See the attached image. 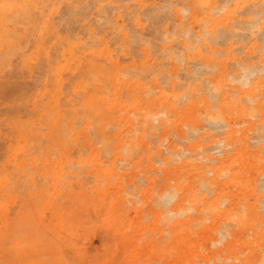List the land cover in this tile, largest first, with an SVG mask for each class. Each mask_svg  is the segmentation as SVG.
Wrapping results in <instances>:
<instances>
[{"label":"bare ground","instance_id":"6f19581e","mask_svg":"<svg viewBox=\"0 0 264 264\" xmlns=\"http://www.w3.org/2000/svg\"><path fill=\"white\" fill-rule=\"evenodd\" d=\"M31 1H33V0H0V36L2 34L4 36V34L11 31L9 29V26H10L9 22H7L8 15L14 10L20 11V7L22 5L26 6V4H24V3H29ZM116 1H118V0H116ZM178 1L179 0H171L172 3L173 2L177 3ZM185 1L186 2L180 1L182 3V5L178 2V4L181 5V6L179 5L181 7V10H180V8L178 9L175 6L171 7V11L175 15V25H176L175 28L173 27L174 29H172V31H170V28H171V25L173 26V24L170 25L169 24L170 22L168 20L171 19L169 16L173 15V14H170L167 18L168 19L167 21L169 23L166 22V20H163L165 17L163 15L164 17L162 19L163 20L162 31L165 35L164 36L165 40L160 39L159 41H161V42L162 41L166 42L167 40L173 41L176 36L177 37L181 36V37H184L183 42H181V45H182V47H186L187 45H189V41L187 39L188 38L189 39L195 38L196 40L198 39L200 41V44H202V45H200V44L199 45L203 46L204 50L206 52H210L213 55V53L215 51H219V49L212 47L211 46L212 44L221 46V45L228 43V46L226 47V49L228 50L234 42H238V43L241 42V43H243L242 45H244V42H247L245 40H250L251 45L253 47L255 46V47L261 48L260 54L258 56V62L255 64L254 63L253 64L252 63L244 64L242 59L232 57V59L234 60L233 65H237L239 68L237 67L235 72L234 71H228L224 66L220 65L221 62H219V61L215 62L209 56H207L208 54L204 55V56L201 55L202 52L200 53V51L198 50L196 52L197 56L199 57L198 61L194 62L193 64L195 67L199 66L200 68H195V69H193V71L191 70V72H188V74H187L188 80L185 83L180 82V79H179V73L180 72L177 73V68L175 66H173V69L171 70L172 79L170 80L169 88L165 90L160 85H157L155 83V79H156L155 78V79H153L151 86H153L154 89L158 88L160 93H159V95H157L156 97H154L152 99H145L146 95L150 94V91L147 89L148 87L144 88V87H142L140 82H137L135 80H129L128 78H126L127 75L126 76L124 75L125 78L121 76L122 78H124L122 82L118 81L120 78V75L118 72L120 69V65L118 62L119 59L117 57L118 54H117L116 50L119 51V53L123 57V59L124 58L128 59L130 56V54H129L130 53L129 51L131 49L130 47H131L132 43L134 42V39H132V37H130L131 35L129 36L127 34L128 31L126 30L127 32H125L124 31L125 28L123 29V26L119 25L117 22H115V24H112L110 22H108V23L103 22V23H106V25H107V26L105 25V27L110 28V33H113L118 37V41L115 42V40H116L115 39L113 43L111 41H110L111 43L108 42L106 40L105 35H100V33L103 31V29L105 27L103 29L100 28L102 26V24L100 23L101 26L97 25L96 21H98V19L97 20L95 19L96 25L100 26L99 29L97 27V30L95 29L96 27L91 22L90 23L84 22L82 25L85 27L84 29L86 30V35L88 37V41L85 44L87 46L89 45V47H90L89 50H83V51L81 50L85 44L83 45L79 41L80 38L78 37L79 39L78 38L74 39L75 42L65 41L64 45L60 47L59 56L56 57V59L53 58V60H52V58L49 59V57H45L44 63H45V66L50 70L49 77H50L52 82L50 83L51 89L48 90L46 88L48 81H47V79H45V81H44L45 89H44L43 93H40V95H39L41 99L45 100V101H43L44 103H43L42 107L38 108V107H36L37 105L36 106L33 105L32 108L29 109L30 113L36 114L37 119H35V120H37V123L35 120L22 121L19 118L11 120L12 117L11 118L9 117L11 120L9 128L16 133L15 134V141L16 142L19 141V139L26 138V136L28 134H31V132L33 130H39L40 128L45 126L47 129L46 135L50 136V138H53V137L57 138L61 143L62 151H61L60 157L58 158L56 164L59 165L60 163H63V162L69 163V164L76 163L79 165L80 171L83 170V166L89 168L88 171L86 172V174L91 175L93 177V185L95 186V189H96L97 198L99 199V202L102 204L104 209H106L105 206H106V204H108L107 209H106L107 218H108L107 223L110 224V228L114 230L115 235H118V230L115 229V227L117 225H120V224L123 225L125 223V217L120 218L119 213L122 211V208L125 207V205H126V200L123 196L124 188L121 184V181L119 179V175L117 173V171L119 170L118 168H120L118 166V164H120V162H122V161L129 162V164H130V162L132 161L131 158L135 154L142 151L144 148H146L148 146V143H146L144 141L145 140L144 134H142L136 138H133L128 134L129 132H131V129H129L130 119L125 117V114L127 113L128 109L135 110L140 105V103L142 105H144L142 107V109H144V113L141 115V118L143 119L142 121H144V123L147 124L145 129L147 128L148 129L147 132H149L153 137L157 136L156 131L159 129L161 131V134L159 135L161 138L160 139L161 143H163V141L165 142L166 139L168 138V136L170 134V132H168V131H172V134L174 135L173 136L171 134L172 135V137H170L171 139L173 137H176V138H179L181 140V142H185L186 145H185V147H183L184 148V150L182 149L183 151L177 150L176 146L174 145L173 142H170L169 144L167 143V146L165 145L166 148H164L163 152H162V153L167 154V156H164L165 158H162L160 153H159V156L157 157L158 159L154 158L155 161H153L154 159L153 160H147L148 162L145 165V168L151 172V177L149 179L150 189L153 188V183H156V182L158 183V181L155 179V176L152 173V171H155L158 169H155L154 164H152L150 161L156 162V159H157L158 163L160 162L164 165V167L160 168L163 175L160 177L161 182H160V185L158 186L157 198H155V207L157 206V209L153 208V213L155 214L154 215V222H159V224L162 223L163 227L166 228L168 226V229L167 230H164V229L158 230L159 238L163 239L164 241L161 243V245L158 248H155L156 253L158 250H159L158 252L162 253V252H167L169 249H171L172 248L171 244L174 241L175 235L178 232H181V228H183L184 225L186 226V229L183 228L185 231H187V229H189V230H192L193 233H196V231L194 230L195 229V225H194L195 223H197L196 225H199L200 227H204L207 229L208 228L213 229L214 232L215 231L216 232L221 231L222 240L224 237H226L228 235H232L231 231L225 230V227H227V228L228 227H235L234 228L235 230L237 229L238 231L245 232L246 230L250 229L251 227L254 228L253 223L256 222L257 217H258L257 210L260 208H263V206H264V202H262V201H264V198L259 199V198L255 197L256 190L261 191L260 187L264 188V180H262L261 183L258 182V185H260L259 189L258 188L255 189L254 186L250 187V185L247 183L245 176H244L245 175V173H244L245 169L243 167L236 169L234 167H231V165H230L232 163L231 157L236 155L239 151H240L239 152L240 155H243L244 153L242 154V149L247 150L249 147V142H252L254 140V138L252 139V136L249 135V132L252 131V133L255 132L257 134L258 131L264 130V87H263L264 83L262 82L261 79L253 80L251 82V85L247 89H243L244 87H246L250 84V78L252 76L259 75L260 73L264 74V0H233L230 9L227 10V12L225 14H223L221 18H223V19L231 18L233 14H236V12H239L242 9L245 11V13L244 12H241V13H244L246 17L245 18H233V20L230 21V23H229L230 26H227L226 22L225 23L220 22L219 18L216 17V15L219 14L221 11H224V9L226 7L225 5L221 4L223 2V0L220 1L221 3L218 2L221 5L217 4L218 0H185ZM92 2H94V1H92ZM125 2L126 1H124V3ZM167 2H168V0H167ZM224 2H225L224 4L227 5V3H226L227 1L224 0ZM124 3H122V5ZM161 3H162V0H161ZM119 5H121V4H119ZM136 5L139 8V10H142L143 7H145V6L147 7V5L142 0H138ZM104 6L106 8L100 6V8L102 9L101 12L103 11L104 13H106V11L108 10L107 7L113 6L111 0H108L107 4ZM131 6H134V5H131ZM146 7H145V9H146ZM156 7H157V5H156ZM104 8H105V10H104ZM163 8H166V9H163ZM117 9L118 8H116V10ZM161 9H163V10H161ZM146 10L149 11L151 9H146ZM154 10H156V9L154 8L153 11H151V12H154ZM159 10H161V11L165 10L166 11V10H169V8H167L166 6H160L159 8L157 7L156 11L159 12ZM122 11H124V10H122ZM43 12H45V11H43ZM79 12H80V10H79ZM79 12L78 11L76 12V10H75L76 14ZM58 13H59V11H58ZM85 13H86V15L88 14L87 12H85ZM107 13L112 14L111 11H110V13H109V11H107ZM126 13L128 14V12H126ZM181 13L184 14L183 15L184 17H185V15H188V19L190 20V22L198 23V25L200 27L199 28L200 31L194 32L193 35H190V31L189 32L183 31V29L179 25V23L182 19ZM95 14L98 15L97 13H95ZM100 14H102V13H100ZM114 14H116V13H114ZM157 14L159 15V13H157ZM166 14H168V13H166ZM68 15H69V13H68ZM80 15L82 16V14H80ZM148 15L147 16L145 15V16L149 17L147 19H150V16H148ZM36 16H38V15H36ZM42 16H44V15H42ZM70 16H72V15L70 14ZM102 16H104V15H102ZM122 16L124 17V15H122ZM140 16L145 17L143 14L141 15V13H140L139 19L142 18ZM62 17L60 18V15H59L60 19L57 16H55L53 18L54 19L57 18V19L61 20ZM128 17H129V15H128ZM155 17L152 16V18H155ZM184 17H183V19L185 20ZM84 18L86 19L88 17L85 16ZM105 18L106 17H104V19ZM159 18H158L159 21L158 20L157 21L160 23V21L162 22V20ZM68 19H70V18L68 17ZM90 19H92V18H90ZM104 19H102V21ZM124 19H126V16L124 17ZM78 20H79V18H78ZM134 20H135V22L138 23V17H135ZM73 21L75 22L76 20H73ZM128 21L132 22L131 20H129V18H128ZM141 21H142V19H141ZM74 22H73V24H74ZM98 22H100V20ZM154 23H155V21H154ZM57 24L59 26L58 22H57ZM147 24H149V23L147 22ZM131 25L132 24L130 23V26ZM169 25H170V27H169ZM146 26L149 27L148 25H146ZM146 26H145V28H147ZM20 27L23 28L22 26H20ZM75 27L74 26L69 27L70 29L67 27L68 28L67 30H70V32L68 31L70 33V35H72L71 33L74 30V29L71 30V28H75ZM79 27H81V26L79 25ZM79 27L77 26V28H79ZM15 28L17 29V27H15ZM77 28H75V30H77ZM81 28H80V30H82ZM145 28H144V30H145ZM57 29H59V28L57 27ZM84 29L82 31H85ZM100 29H102V30L100 31ZM134 29H136V28H134ZM61 30L62 29L60 28V31ZM148 30H150V28H148ZM57 31H59V30H57ZM62 32H63V30H62ZM77 32H80V31L77 30ZM137 32H139V31H137ZM153 32H151V33H153ZM54 34H56V33H54ZM9 35H10V33H9ZM70 35H68V37ZM76 35L78 36V34H76ZM81 35H84V34H81ZM136 35H135V37H136ZM10 36H12V35H10ZM26 36H27V34H26ZM65 36H67V35H65ZM30 37H32V36H30ZM39 38H42L41 35H39ZM47 38H48V36H47ZM69 39H70V37H69ZM195 39L192 40L193 43H195ZM108 40H110V39H108ZM141 40H142V37H141ZM144 40L142 43H144ZM259 40H260L261 44L258 46L257 42ZM167 42H169V41H167ZM41 44H42V42H41ZM144 44H146V43H144ZM156 44H158V43H156ZM112 45L116 46V48L114 47L116 50L112 49L113 48ZM143 45H142V47H143ZM175 45H176V43H175ZM29 47H30V45H29ZM136 47H134V48H136ZM146 47H148V46H146ZM177 47H178V45H177ZM151 48H153V50H154V47H151ZM158 48L160 49V47H158ZM52 49H54V48L52 47ZM79 49L81 50V53L83 54L82 56L80 54H75V51H79ZM84 49H86V47H84ZM182 49L184 50V48H182ZM155 50L152 53H154ZM191 50H192V48H191ZM231 50H233V49H231ZM188 51H190V49ZM238 51H239V49H238ZM175 52H177V51H175ZM134 53H132V54H134ZM138 53L139 52H137V54ZM171 53H172V49H171ZM234 53H235V49H234ZM137 54L135 56H137ZM173 54L174 53H172V56L175 58V63H176L177 59ZM216 54L218 56L217 52H216ZM220 54L222 55L223 53H220ZM236 54H238V53H236ZM85 55H89L90 58L89 59H83V58H85ZM148 55H150V53ZM154 55H156V53ZM160 55H161V53H160ZM19 56H20V54H19ZM17 57H18V55H17ZM163 57L168 58V56H163ZM226 57H229V56L227 55ZM140 58H142V57H140ZM38 59H39V57H38ZM101 59H103L105 61V64H109L110 69L106 68L105 65L98 62V60H101ZM178 59L180 61L179 57H178ZM39 60H42V59H39ZM138 61H139V59H138ZM224 61H225V59H224ZM120 64L124 65L125 63H120ZM178 64H179V62H178ZM193 64H192V67H193ZM225 64L227 65L228 63H225ZM229 64H232V63H229ZM229 64H228V66H231ZM181 67H183V66H181ZM35 68H37V67H35ZM44 68H43V70H44ZM127 68H124V69L128 70ZM233 68H235V67H232V69ZM33 69L31 71H33ZM181 71H182L181 72L182 74H180V76L183 75V72L185 70L181 69ZM145 72H147V71H145ZM16 73H17V71H16ZM127 73H129V72H127ZM138 73L140 74V71ZM15 74H13V75L15 76ZM66 74L71 75V76L77 75L78 81L76 82V85H75V88L73 91L74 95L84 99L85 102L81 106H84V108H87L88 112L93 114L95 117L99 118V120L101 122H109V121L113 120V118H114L113 112L123 111V113H124V116L117 118V122H118V124L123 125L125 127V129L121 130L119 132V134H117L115 136V142L111 148L109 147L110 146L109 144L107 145L106 139L103 137V135L101 133L100 126L98 127V130L96 132L94 131L95 133H97L98 136L99 135L101 136V141H99L98 144H100V146L105 147V153L109 156V157L107 156L108 158L105 160H101L100 150L94 146V143L92 142L93 140L91 141L89 139V137L87 136V134H85L84 141L80 144L78 143V137L81 133L76 132L74 130V126H75V124H77L76 122L78 119V116H77L78 109H77V107L74 106V104L70 103L71 102L70 99L66 100L67 103H69V109L68 110L70 111L68 118H66V116L64 115L67 110H61L60 109V99L62 98L61 90H62V86L65 83L63 77ZM150 74H151V72H150ZM153 74H154V72H153ZM157 74H158V72H157ZM32 76L33 75H31V77ZM47 76H48V74H47ZM16 77H17V74H16ZM187 78H185L184 80H186ZM8 82H9V85H11L10 80H8ZM25 82L23 80V83H25ZM17 83H18V81H17ZM17 83L13 82L11 86H17L19 84V83L18 84ZM233 83H238V84H240V86L232 85ZM2 84L5 85V88L9 86L5 83H2ZM29 84L30 83H27L28 87H29ZM144 84H145V82H144ZM39 85H41V84H39ZM11 86H9V88H11ZM31 86H32V84H30V87ZM110 86H112L114 89V91H113L114 99L111 102V104H109V106L107 108V114L102 115L99 108L93 107V104L94 103H104L106 101L107 96L105 93ZM147 86H149V85H147ZM151 86H149V87H151ZM165 86H166V84H165ZM119 89H124L126 94L128 95V97L125 101H121L120 95H122V94H120ZM5 90L3 89L1 92L3 93V91H5ZM25 90H26V88H25ZM27 90H29V89L27 88ZM108 90L110 92V89H108ZM12 91H15V89H12ZM12 91H8V92L10 93ZM22 91H24V90H22ZM166 92L168 93V95ZM199 92L202 93L200 98H199L200 102H198L195 99V95ZM23 94H26V93H23ZM7 97H9V95H7ZM31 97H32V95H31ZM24 99H26V98H24ZM127 102H130L131 105L127 106ZM177 102H182V104H183V107H181V108H183L182 109L183 110L182 115H181L183 117H181L182 119L180 118V120L175 119L173 122H171L169 125H167V123L169 122V113L173 112V113H175V115L177 114L176 113L177 110H175V107L177 106ZM63 103H64V101H63ZM179 104H181V103H179ZM78 105H80V104H78ZM151 105H158L160 107H163V110L161 112L163 114L165 113V117H162L161 115L160 116L154 115L152 110L149 109ZM194 106H196L197 109H196L194 115L192 117H189V113H190L189 109H191ZM5 112H7V111L5 110ZM5 115H7V114L5 113ZM9 115H7V116H9ZM16 115H18V114H16ZM133 116H135V115L133 114ZM177 116H178V114H177ZM6 118H8V117H6ZM24 119L25 118H23V120ZM131 119H133V118H131ZM78 122H79V120H78ZM91 122H89V123H91ZM155 122H157V124H155ZM201 122L203 123V126H202ZM95 123H97V122H95ZM134 123H135V121H134ZM244 123H247V125L243 126ZM83 124H84V126H83L82 131L84 132L88 129L89 124L87 121H83ZM204 126L205 127L207 126V128L209 127L212 131L214 129H217L216 132H218L219 129L223 130L222 131L223 136L220 137L217 141L214 140V137L217 135H215L214 137L213 136L209 137V139H208L210 141L209 144H214L213 146H211V145L206 146V145H204L205 143L201 144L200 140H198V139H197L199 141L198 145H194L193 142L189 141L190 139H192L194 137V133L196 132V130H198V128H202V127L204 128ZM234 126L235 127L239 126V128L236 129ZM107 128L109 129V127H107ZM225 128H228V129L226 130ZM102 130H104V129H102ZM111 130H113V129H111ZM91 131H89V132H91ZM135 131H134V133H135ZM63 133H66V134L71 133V139L69 138V142H68L66 136L64 137L62 135ZM218 133L220 135L221 132H218ZM111 135H113V134H111ZM153 137H152V139H155V140L157 139V138H153ZM206 137L207 136L205 135V133L201 135L202 140H204ZM96 138H97V136H96ZM98 138H100V137H98ZM152 139H151V141H152ZM255 139L256 140H254V141H256L257 143L264 142V133L260 134L258 136V138H255ZM95 140H97V139H95ZM254 141L252 144H255ZM42 143H44V142H42ZM73 143H76L78 145V148L77 147L75 148L73 146ZM195 144H197V143H195ZM70 145H71V148H70ZM160 146L162 147L161 144H160ZM52 147H54V146H52ZM200 147L203 148L202 151H198L199 149L197 150V148H200ZM228 147H229V149H226ZM263 147L264 146H260L258 148V150H262ZM180 148H181V146H180ZM85 149H88L90 151V153L87 156L85 155L86 157L84 158L83 153H84ZM211 149L215 151V154H223V155L222 156L219 155L220 157H215V156H213L214 153L212 155L210 154L212 152ZM164 150H165V152H164ZM208 150L211 152L208 153ZM102 151H103V149H102ZM35 152H36V150H35ZM186 152H188V153H186ZM229 152L230 153L232 152V154H229ZM73 153H75V155H76V160H72L70 158V155L72 156ZM174 157H176V159ZM237 157H239V156L237 155ZM151 158H149V159H151ZM140 161H141V158H137L136 160L133 161V163L135 165H137V164H140ZM143 162H144V160H143ZM255 162H256V165L254 164L253 167L257 168L256 166L259 165L260 174L264 175V165H263L264 163H262V162H264V155L262 157H259V155H258V158L256 159ZM21 163H17L18 169H21V167L24 164V163H22V164ZM104 163L109 164V166H105ZM162 164H158V165H162ZM27 166H28V163H27ZM96 166L98 167L97 169H96ZM4 169L5 168H3V170ZM60 171L61 170H59V172ZM251 171H250V173H251ZM255 171L256 170H254V172ZM6 172H8V171H6ZM34 172H36V170H34ZM59 172H56V171L51 172L52 179L54 181V187L57 190L59 189V186L62 183L61 174H63V172L62 171L60 173ZM29 173H30V171H29ZM34 174H36V173H34ZM64 174L73 175L70 173L68 174L66 172H64ZM155 174H157V172H155ZM248 174H249V171H248ZM254 175H257V174H254ZM111 178H116L117 182H113L111 180ZM35 179L37 180L36 177H35ZM169 179H171L172 182H170ZM181 180H184V183H182ZM255 180L257 181L258 177H256ZM137 181L136 182L140 184L139 180H137ZM100 183H102L103 185H101ZM122 183H123V181H122ZM63 184H65V183H63ZM68 184H70V183L68 182ZM129 186L130 185H128L126 188H128ZM229 186H230V188L231 187L233 188V191L228 192L226 190L227 187H229ZM76 187H73V188H76ZM6 188H7V183L5 181V178H3L0 180V201H2V202H0L1 203L0 208L2 207V205L5 204V202L7 201V198L9 197L8 191ZM87 190H89V189H87ZM228 190H229V188H228ZM89 192H91V191H89ZM62 193H63L62 191L58 190L59 195ZM53 194H55V192ZM154 194L156 195V193H154ZM40 195H41V191L33 192L34 198H37ZM261 196L263 197V195H261ZM3 197H4V199H3ZM70 197H71V194H69V198ZM132 197H134V196L132 195ZM42 198H44V197H42ZM106 199H108V203H106ZM135 200H136V198L134 199V202H135ZM258 200H261V201L258 202ZM257 202L260 203V205L262 204V207H258L259 204L257 205ZM100 203H99V205H100ZM136 203L139 204V202H136ZM102 206H101V208H103ZM43 207L48 208L51 212V217L46 222H45L44 217L41 216V209H37V208L31 209L29 214L23 213V212H21L20 209H18L17 214H16V218L19 220V222H16L15 218L12 219V221L10 223L7 222V219H5V223L3 226L8 232V233H6L7 234L6 237L9 238L10 240H13L12 247L14 248V250L17 252H21L23 254V257L20 260L22 264H69L63 258V253H62L63 248L64 249H70L74 253L80 254V250L77 247V243H78L79 239L88 236V231H86L84 228L81 227V225L77 219L73 220L71 212L64 209L61 205H59L53 201L51 202V201H49V199L48 200L46 199L44 204H43ZM0 213H3V212L0 211ZM146 217H148L147 214H146ZM206 221L209 222L207 225L205 224ZM263 222H264V220H263ZM220 228L223 230H221ZM89 229L90 228H88V230ZM147 229L149 232L150 231L149 228H147ZM66 230H67V232H66ZM165 231L168 233V235H169L168 237H166L164 235ZM238 231H237V233H238ZM219 232H217L216 234H220ZM234 234H236V232ZM121 235H123L122 240L125 242V246L129 245L130 244L129 237H127L125 234H121ZM236 236H237V234H236ZM238 236H239V234H238ZM245 236H247V235H245ZM239 237H242V236H239ZM144 239H146V238H144ZM210 240H211V237H210ZM245 240H243V242L240 240V242L245 243ZM41 242H43V243H41ZM219 242L220 241L218 239H215V240H213V242L211 241V244H218ZM248 242H249V240H248ZM253 243H255V242H253ZM25 244H28V246L25 247ZM256 244L258 245V243H256ZM211 246H215V245H211ZM240 248H241V246H240ZM240 248H238L239 251H240ZM255 248H257V247H255ZM200 249H202V248H200ZM242 249H243V247H242ZM24 250L26 251V253L23 252ZM53 250L55 251V254L51 255V259L49 261L46 260L44 258L45 255H43V253L48 252V251L51 252ZM102 252H103V250H102ZM178 252H179L178 248H174V253H178ZM211 252H213V251H211ZM234 252H236V251H234ZM239 254H241V253H239ZM243 254L244 253H242V255ZM171 255H173V253H171ZM257 255L258 254H256V256ZM165 256L169 257L170 253H167ZM165 256L160 255L158 257V260L162 259V257L165 258ZM254 256H255V254H254Z\"/></svg>","mask_w":264,"mask_h":264},{"label":"rangeland","instance_id":"374dc122","mask_svg":"<svg viewBox=\"0 0 264 264\" xmlns=\"http://www.w3.org/2000/svg\"><path fill=\"white\" fill-rule=\"evenodd\" d=\"M33 1H31L29 3H24V4H26V6L22 5L20 7V11L14 10L8 15L7 22H9V25H10L9 29L11 31L4 34V36H3V34L0 36V47H1L0 48V121H1L0 122V152H1L0 153V161H1L0 162V180L5 178V181L7 183L6 189L8 191V195H9V197H8L9 199L7 198V201L5 202V204L2 205V207L0 208V211L3 212V213H0V264H22L20 260L23 257V254L21 252L15 251L14 248L12 247L13 240H10L9 238L6 237V235H7L6 233H8V232L3 226L5 223V219H7V222H9V223L14 218H15L16 222H19V220L16 218V214H17L18 209H20L21 212H23V213L29 214L31 209L37 208V209H41V216L44 217L45 222H46L51 217L50 210L48 208L43 207V204H44L46 199L47 200L49 199V201H51V202L53 201V202L61 205L67 211H70L72 214L73 220L77 219L78 222L80 223L81 227L84 228L86 231H88V236L79 239V241L77 243V247L80 250V254H76L70 249H64L63 248V252H62L63 258L69 264H152L153 262H154L153 264H257V263L258 264L259 263L264 264V222H263V220H264L263 219L264 218V206H263V208H260L257 210L258 217H257L256 222L253 223L254 228L251 227L250 229L246 230L245 232L238 231L237 229L235 230L234 229L235 227H228V228L225 227V230L231 231L232 235H228L229 237L226 236L222 240L221 231L220 232L217 231L220 234H216L217 232L216 231L214 232L213 229H210V228L207 229L204 227H200L199 225H196L197 223H195L194 224L195 229L194 228L193 229L196 231V233H193L192 230H189V229H187V231H185L183 228L186 229V226L184 225V227L181 228V232H178L175 235L174 241L171 244L172 248L169 249L167 252L160 253V252H158L159 251L158 250L156 253L155 248H158L161 245V243L164 241L163 239L159 238L158 230H161V229L167 230L168 229V226L167 227L165 226L166 228H164L162 223L159 224V222H154V215L155 214L153 213V208L157 209V206L155 207V198H157V190H158V186L160 185V182H161L160 177L163 175L160 168L164 167V165L162 163H160V162L158 163L157 157L159 156V153H160L162 158H165L164 156H167V154L162 153L163 149L166 148L167 143L169 144L170 142H173L174 145L176 146V149L179 151H181L182 149L184 150L183 147H185L186 143L181 142V140L179 138H176V137H173L171 139L170 137H172V135H173L172 131H168V132H170V134H169L168 138L166 139V141L165 142L163 141V143L160 142L161 138L159 135L161 134V131L159 129L156 131L157 136H154V137L149 132H147L148 129L147 128L145 129L147 124L144 123V121H142L143 119L141 118V115L144 113V109H142V107L144 105H142L141 103L135 110L128 109L127 113L125 114V117L130 119L129 129H131V132H129L128 134L133 138H136V137L144 134V139H145L144 141L146 143H148V146L146 148H144L142 151L135 154L131 158L132 161L130 162V164H129V162H126V161H122V162H120V164H118V166L120 168H118L119 170L117 171V173L119 175V179L121 181V184L124 188L123 196L126 200L125 207H123L122 211L119 213L120 218L125 217V223L123 225L120 224V225H117L115 227V229L118 230V235L114 234V230L111 229L110 224L107 223L108 218H107L106 209H107L108 204H106V206H105L106 209H104L102 204L99 202V199L97 198L95 186L93 185V177L91 175L86 174V172L89 169L88 167L83 166V170L80 171L79 165L76 163L69 164V163L63 162V163H60L59 165L56 164L58 158L60 157L61 151H62L61 143L57 138H54V137L50 138V136L46 135L47 129L45 126L40 128L39 130H33L31 132V134H28L26 136V138L19 139V141H17V142L15 141V134L16 133L9 128L10 121L13 119L19 118L22 121L37 119L36 114L30 113L29 109L32 108L33 105L34 106L37 105L36 107H38V108L42 107V105L44 103L43 101H45V100L41 99L39 95H40V93H43V91L45 89L44 81H45V79H47V81H48L47 82L48 84L46 86V88L48 90L51 89L50 83L52 82L50 77H49L50 70L45 66V63H44L45 57H49V59L52 58V60H53V58L56 59V57L59 56V49L61 46L64 45L65 41L75 42L74 39L79 37L80 39L79 38L78 39L83 45L85 43H87L88 37L86 35V30L84 29L85 27L82 26L84 22L93 23V25L96 27L95 28L96 30H97V27L99 29V27L101 26L100 23L102 24V26L100 28L103 29L105 27L106 23L110 22L112 24H115V22H117L119 25L123 26V29L125 28L124 29L125 32L130 31L129 33L127 32V34L129 36L131 35L130 37H132V39H134V42L132 43V45L130 47L131 48L129 51L130 56L128 59H125V58L123 59V57L120 55L119 51L115 49L116 46L112 45V47H113L112 49L117 51V54H118L117 57L119 59L118 62L120 65V69L118 72H119L120 78L118 81L122 82L123 79L125 78V76L127 75L126 78H128L129 80H135L137 82H140L142 87H144V88L148 87L147 89L150 91V94L146 95L145 99H152V98L156 97L157 95H159V93H160L158 88L154 89L153 86H151L152 81L155 78L157 79V80L155 79V83L157 85H160L165 90L169 88V83H170V80L172 79L171 70L173 69V66H175L177 68V73L180 72L179 73L180 82L185 83L188 80V78H187L188 72H191V70L193 71V69H195V68H200L199 66L195 67L193 64L194 62L198 61L199 57L196 54V52L198 50L200 51V53L202 52L201 55L204 56V55L208 54L207 56H209L215 62H218V61L221 62L220 65L224 66L228 71H234L235 72L236 68L238 66L233 65L234 60L232 59V57L242 59L244 64H247V63H252V64L254 63L255 64L258 62V56L260 54L261 48H258L255 46L253 47L251 45L250 40H245L248 43L243 41L244 45H242L243 43H241V42L240 43L234 42L228 50L226 49V47L228 46V43L221 45V46L212 44L211 45L212 47L219 49V51H215L212 55L210 52H206L204 50V47L200 46V45H202V44H200V41L198 39L196 40L195 38H194L195 43H193V41H192L194 39L188 38L187 40L189 41V45H187L186 47H182V45H181V42H183V39H184V37H181V36H179V37L176 36L174 39L175 41L174 40L173 41L167 40L169 42L159 41L160 39L165 40L164 39L165 35L162 31L163 20H166V22L169 21L170 23L169 22L168 23L170 25L173 24V26L171 25L170 31H172V29H174L176 27L175 15L172 13L171 7L175 6L178 9L180 8V10H181L180 6L182 5V3L180 1L186 2L185 0H179L178 1L181 5L178 4V2L172 3L171 0H168V2H167V0L166 1L162 0V3H161V0H142L147 5V7L145 6L146 9H151L149 11H147L145 9V7H143L142 10H139V8L136 5L138 0H118V1L111 0L113 6L107 7L108 8L107 11H109V13L111 11L112 14H108L107 11H106L107 14L104 13L103 11L101 12L102 9L100 8V6L105 7L104 5L107 4L108 0H100V1L99 0H97V1L96 0H90V1L89 0H33ZM92 1H94V2H92ZM124 1H126V2L124 3ZM220 1L221 0H218L217 4L221 3ZM225 1H227L226 3L228 6L226 4H224L225 2L223 0V2L221 4L225 5L226 7H225L224 11H221L219 14L216 15V17L219 18L220 22H223V23L226 22L227 26H230L229 23H230V21L233 20V18H245L246 17L244 14L245 11L242 9L241 11H239L240 13L236 12V14H233L231 18H228V19L221 18L222 15L225 14L227 12V10L230 9L232 2H233V0H229V1L225 0ZM122 3H124V4L122 5ZM119 4H121V5H119ZM221 4H219V5H221ZM131 5H134V6H131ZM156 5L158 8L160 6H166L167 8H169V10L161 11L163 9H166V8H163V9L159 10V12H157L156 11L157 10ZM105 8H104V10H105ZM116 8H118V9L116 10ZM154 8L156 10H154V12H151V11H153ZM121 9L124 11H122ZM75 10H76V12L77 11L79 12V10H80V12L77 13L78 15L75 13ZM43 11H45V12H43ZM58 11H59V13H58ZM85 12H87L88 14L86 15ZM126 12H128V14ZM241 12H244V13H241ZM68 13H69V15H68ZM95 13H97L98 15H96ZM100 13H102V14H100ZM114 13H116V14H114ZM140 13H141V15L143 14L144 16L145 15L147 16L149 14L148 16H150V19H147L149 17H146V16H145L146 18L140 16L142 18L139 19ZM157 13H159L160 16ZM166 13H168V14H166ZM70 14L72 16H70ZM80 14H82V16ZM170 14H173V15H170ZM36 15H38V16H36ZM42 15H44V16H42ZM59 15H60V18L63 16L61 20H59L60 19ZM102 15H104V16H102ZM122 15H124V17L126 16V19H124V17ZM128 15H129V17H128ZM151 15L153 17H155V16L156 17L152 18ZM181 15H182V19H181L179 25L183 29V31H188V32L190 31V35H193V33L196 31H200V29H199L200 27H199L198 23L190 22V20L188 19V15H185V17L183 16L184 15L183 13H181ZM55 16H57L59 19H57V18L54 19L53 17H55ZM85 16H87L88 18L85 19L84 18ZM168 16L171 19L168 20L167 19ZM68 17L70 19H68ZM77 17L79 18V20ZM104 17H106V18L104 19ZM127 17L132 22L128 21ZM135 17H138V23L135 22V20H134ZM163 17H164V19H163ZM183 17L185 18V20L183 19ZM90 18H92V19H90ZM158 18L161 20L163 19L162 22L160 21V23H159ZM72 19L76 20L77 22L76 21L74 22ZM95 19L96 20L98 19V21L100 20V22L96 21ZM102 19H104V20L102 21ZM141 19H142V21H141ZM72 21L74 22V24ZM95 21L97 22V25H100V26H97ZM154 21H155V23H154ZM57 22L59 23V26H58ZM103 22H106V23H103ZM147 22L149 24H147ZM130 23L132 24L131 26H130ZM71 25L74 27L76 25L79 27V25H80L82 28L81 27L77 28V26L75 27L80 32H77V30H75V28H71V30L72 29H74V30L71 33L72 35H70V33H69L70 30H67V29L69 27H72ZM146 25H148L149 27H147ZM170 25H169V27H170ZM20 26H22L24 29L21 28ZM56 26L59 29H57ZM145 26L147 28H145ZM15 27H17V29ZM143 27L145 28L146 31L144 30ZM60 28L63 30V32H62V30L60 31ZM80 28L82 30L84 29L85 31L80 30ZM134 28H136V29H134ZM148 28H150V30L151 29L152 30L150 31V30H148ZM102 29H100V31ZM57 30H59V31H57ZM137 31H139V32H137ZM151 32H153V33H151ZM9 33L12 36H10ZM54 33H56V34H54ZM26 34H27V36H26ZM64 34L67 36H65ZM76 34H78V36ZM81 34H84V35H81ZM39 35H41L42 38H39ZM68 35H70L69 36L70 39H69ZM100 35H105L106 40L108 42L111 41L113 43L115 39H116L115 42L118 41V37L115 34L110 33V28H108V27H105L103 29V31L100 33ZM135 35H136V37H135ZM30 36H32V37H30ZM47 36H48V38H47ZM141 37H142V40H141ZM108 39H110V40H108ZM143 40H144V43H146V44L142 43ZM41 42H42V44H41ZM156 43H158V44H156ZM175 43H176V45H175ZM260 44H261V42L259 40L257 42V45L259 46ZM29 45H30V47H29ZM142 45H143V47H142ZM177 45L180 49L177 47ZM4 46L5 47L7 46V47L5 48ZM146 46H148V47H146ZM52 47L55 50L52 49ZM84 47H86V49H84ZM134 47H136V48H134ZM151 47H154V50L156 49L154 53H152L154 50ZM158 47H160V49ZM89 48H90L89 45L87 46L85 44L81 50L82 51L83 50H89ZM182 48H184V50ZM191 48H192V50H191ZM171 49H172V53H174L173 55L177 59L176 63H175V58L172 56ZM187 49L188 50L190 49V51H188ZM231 49H233V50H231ZM234 49H235V53H234ZM238 49H239V51H238ZM81 50L79 49V51H75V54H80L82 56L83 54L81 53ZM174 50L177 52H175ZM134 52L136 54H137V52H139L138 53L139 55L137 54V56H135L136 54ZM216 52L218 53V56H217ZM132 53H134V54H132ZM149 53H150V55H148ZM155 53H156V55H154ZM160 53H161V55H160ZM220 53H223V54L221 55ZM236 53H238V54H236ZM19 54H20V56H19ZM17 55H18V57H17ZM227 55L230 58L226 57ZM163 56H168V58L163 57ZM177 56L180 58V61H179ZM38 57H39V59H42V60H39ZM140 57H142V58H140ZM89 58H90L89 55H85V58H83V59H89ZM138 59H139V61H138ZM224 59L226 62L224 61ZM177 61L179 62V64ZM98 62L105 65L106 68L110 69L109 64H105V61L103 59L98 60ZM120 63H125V64L122 65ZM225 63H228V64L232 63V64H229L231 66H228V64L226 65ZM192 64H193V67H192ZM181 66H183L184 68ZM35 67H37V68H35ZM232 67H235V68L232 69ZM43 68H44V70H43ZM124 68H127L129 71L125 70ZM32 69H33V71H31ZM181 69H184L185 73L183 72V75L180 76V74H182ZM155 70L158 72V74ZM16 71H17V73H16ZM139 71H140V74L138 73ZM145 71H147V72H145ZM127 72H129V73H127ZM150 72H151V74H150ZM153 72H154V74H153ZM15 73L17 74V77H16ZM13 74H15V76ZM47 74H48V76H47ZM31 75H33L34 77L33 76L31 77ZM121 76L124 78H122ZM63 78H64L65 83L62 86V90H61L62 98L60 99V109L61 110H67L64 115L66 116V118H68L70 111L68 110L69 109V103H67L66 100L70 99V101H71L70 103L74 104V106L77 107L78 119L76 122L77 124H75L76 127L74 126V130L76 132L81 133V134L79 133L80 135L78 137V143L79 144L82 143L84 141L85 134H87L89 139L91 141L93 140L92 142L94 143V146L100 150L101 160L107 159L109 156L105 153V147L100 146V144H98V142L101 141V136L100 135L98 136L97 133H95V132L98 130V127L100 126L101 133H102L103 137L106 139L107 145L109 144L110 145L109 147L111 148L115 142V136L117 134H119V132L121 130L125 129V127L123 125H120L117 122L118 117L124 116L123 111L113 112V116H114L113 120H111L109 122H101L99 120V118H97L93 114L89 113L87 108H84V106H81L85 102V100L82 99L81 97L74 95L73 91H74L76 82L78 81L77 75L71 76V75L66 74ZM185 78H187V79L184 80ZM257 79H261L262 82L264 83V74L260 73L259 75L252 76L250 78V84L248 86L244 87L243 89H247L251 85V82L253 80H257ZM8 80H10L11 85L13 82L17 83V81L20 85L17 83L18 84V85L16 84L17 86H11V85H9ZM23 80H24V82L28 81L27 83L32 84V86L30 87V84H29V87H30L29 88L26 82H25L26 84L23 83ZM144 82H145V84H144ZM2 83H5V84L11 86V88H9V86L5 88V85ZM39 84H41V85H39ZM146 84L151 86V87L147 86ZM165 84H166V86H165ZM232 85L240 86V84H238V83H233ZM263 87H264V85H263ZM25 88H26V90H25ZM27 88L29 90H27ZM3 89L4 90L6 89V90L3 91V93H2L1 91ZM12 89H15V91H12ZM21 89L24 91H22ZM108 89H110V92ZM108 89L105 93L107 96L106 101L104 103H94L93 104V107L99 108L102 115L107 114V108H108L109 104H111V102L114 99L113 87L110 86ZM7 90L12 91V92L9 93ZM119 91H120V94H122V95H120L122 97V98L120 97L121 101H125L127 99L128 95L126 94L124 89H119ZM23 93H26V94H23ZM201 94L202 93L199 92L196 94L197 96L195 95V99L198 102H200L199 98H200ZM7 95H9V97H7ZM31 95H32V97H31ZM167 95H168V93H167ZM24 98H26V99H24ZM63 101L65 104L63 103ZM179 103H181V104H179ZM78 104H80V105H78ZM130 105H131V103L127 102V106H130ZM181 107H183L182 102H177V106L175 107V110H177V112L176 111L175 112L178 114V116H177V114L175 115V113H173V112L169 113V122L167 123V125H169L175 119L180 120V118L183 117V116H181L182 111H183L182 110L183 108H181ZM149 109L152 110L154 115H158V116L161 115L162 117H165V113L163 114L161 112L163 110V107H160L158 105H151ZM196 109H197L196 106L189 109V112H190L189 117H192L194 115ZM5 110L7 112H5ZM5 113L7 115H9V114L10 115L7 116V115H5ZM16 114H18V115H16ZM133 114L136 117L133 116ZM6 117H8V118H6ZM9 117L10 118L12 117L11 120ZM23 118H25V119L23 120ZM131 118H133V119H131ZM78 120H79V122H78ZM35 121L37 123V120H35ZM83 121H87L89 124V127H90V128L88 127V129L84 132L82 131L83 126H84ZM134 121L136 124L134 123ZM89 122H91V123H89ZM95 122H97V123H95ZM155 124H157V122H155ZM201 124L203 126L202 122H201ZM246 125H247V123L243 124V126H246ZM107 127H109V129ZM204 128L203 127L198 128V130H196V132L194 133V137L192 139H190L189 141L193 142L194 145H198L199 144L198 140H200L201 144L205 143L204 145H206V146H208V145L213 146L214 144H209L210 143V141L208 140L209 137H212V136L214 137L215 135H217L214 137V140L217 141L220 137L223 136L222 135V131H223L222 129H219L218 132H221L219 135V133L216 132L217 129H214L212 131L209 127H208L209 128L208 129L207 126L206 127L204 126ZM235 128L237 129V128H239V126H237ZM102 129H104V130H102ZM111 129H113V130H111ZM225 129L227 130L228 128H225ZM89 131H91V132H89ZM134 131H135V133H134ZM263 131L264 130L258 131L257 134L255 132L252 133V131H250L249 135L252 136V139L254 138V140H256L255 138H258V136L260 134H263L264 133ZM204 133L207 137L204 140H202L201 135ZM111 134H113L114 136ZM62 135L64 137L66 136V138L69 142V138L71 139V133H67V134L63 133ZM96 136H97V138H96ZM98 137H100V138H98ZM152 137L157 138V139L156 140L152 139ZM95 139H97V140H95ZM151 139L154 143L151 141ZM253 141L249 142V147L247 150L242 149V154L244 153L243 155H240V153H239L240 151H239L236 155L231 157L232 163L230 165H231V167H234L236 169L243 167L245 169V172H244L245 175L244 176H245L247 183L250 185V187L254 186L255 189H257V188L259 189L260 185H258V182L261 183L262 180H264V175L260 174L259 165L256 166L257 168H255L253 166H254V164L256 165L255 161L258 158V155H259V157H262L264 155V147L262 150H258V148L260 146H264V142L257 143L256 141H254L255 144H252ZM42 142H44V143H42ZM195 143H197V144H195ZM160 144L162 145V147L163 146L164 147L162 148L160 146ZM52 146H54V147H52ZM73 146L75 148L76 147L78 148V145L76 143H73ZM180 146H181V148H180ZM70 148H71V145H70ZM102 149H103V151H102ZM226 149H229V147ZM35 150H36V152H35ZM197 150L202 151L203 148L200 147V148H197ZM164 152H165V150H164ZM210 152L211 151L208 150V153H210ZM89 153H90V151L88 149H85L84 153H83L84 158ZM186 153H188V152H186ZM210 154L211 155L213 154V156H215V157H220L223 155V154H215L214 150H212V152ZM229 154H232V152L231 153L229 152ZM237 155L239 157H237ZM70 158L72 160H76L75 153H73L72 156L70 155ZM137 158H141V161H140V164L135 165L133 163V161L136 160ZM149 158H151V159H149ZM154 158H157L156 162H153V161H155ZM174 158L176 159V157H174ZM143 160H144V162H143ZM147 160H153L150 162L152 164H154L155 169H158V170L152 171L153 175L155 176V179L158 181V183L157 182L153 183L152 189H150V184H149L151 172L145 168V165L148 162ZM21 162L24 163L22 166L23 168L21 167V169H18L17 163H21ZM27 163H28V166H27ZM262 163H264V162H262ZM158 164H162V165H158ZM104 165L109 166V164H106V163H104ZM3 168H5L4 169L5 171L3 170ZM97 168L98 167L96 166V169ZM28 170L30 171V173ZM34 170H36V172H34ZM59 170H61L63 172V174H61L62 183L60 184L59 189H58V190L63 192L60 195L58 194V190L55 189V187H54V181L52 179V174H51L52 171L59 172ZM254 170H256L255 171L256 173L254 172ZM6 171H8V172H6ZM32 171L36 174H34ZM248 171H249V174L251 176L248 174ZM250 171H251V173H250ZM64 172H66L68 174L70 173L73 175H67V174H64ZM155 172H157V174H155ZM254 174H257V175H254ZM35 177L37 178V180L35 179ZM256 177H258L259 181L255 180ZM111 180L113 182H117L116 178H111ZM137 180H139L140 184L137 183L138 182ZM122 181H123V183H122ZM169 181L172 182L171 179H169ZM68 182L70 184H68ZM181 182L184 183V180H181ZM63 183H65V184H63ZM100 184L103 185L102 183H100ZM128 185H130V186L128 188H126ZM73 187H76V188H73ZM228 188H229V190H228ZM87 189H89V190H87ZM260 189L262 192L260 190H256V193H255V197L259 198V199L264 198V188L260 187ZM226 190L228 192H231V191H233V188L232 187L230 188V186H229V187H227ZM35 191H41V195L37 198L33 197V192H35ZM89 191H91V192H89ZM54 192H55V194H53ZM153 192L156 193V195ZM69 194H71L70 198H69ZM132 195L134 197H132ZM261 195H263V197ZM42 197H44V198H42ZM135 198H136V200L134 202ZM3 199H4V197H3ZM259 201H261V200H258V202ZM0 202H2V201H0ZM136 202H139V204ZM258 202H257V205L259 204L258 207H262V204L260 205V203H258ZM262 202H264V201H262ZM99 203L103 208H101ZM106 203H108V199H106ZM146 214L148 217H146ZM208 223L209 222H207V221L205 222L206 225ZM88 228H90V229L88 230ZM147 228H149V230H150L149 232H148ZM221 230H223V229H221ZM237 231H238V233H237ZM66 232H67V230H66ZM165 232H164V235L166 237H168L169 236L168 233L166 232L167 233L166 234ZM235 232H236L237 236H236V234H234ZM121 234H125L127 237H129V239H130L129 245L125 246V242L122 240L123 235H121ZM238 234H239V236H242V237H239ZM245 235H247V236H245ZM210 237H211V240H210ZM144 238H146V239H144ZM215 239H218L220 242L218 244H211V241L213 242V240H215ZM242 239L243 240L246 239L245 243H242L243 242ZM240 240L242 242H240ZM248 240L250 243L248 242ZM253 242H255V243H253ZM41 243H43V242H41ZM256 243H258V245ZM211 245H215V246H211ZM27 246H28V244H25V247H27ZM240 246H241V248H240ZM242 247H243V249H242ZM255 247H257V248H255ZM174 248H178L179 252L174 253ZM200 248H202V249H200ZM238 248H240V251L241 250L242 251L240 252L238 250ZM102 250H103V252H102ZM211 251H213V252H211ZM234 251H236V252H234ZM23 252L26 253L25 250ZM167 253H170L169 257L165 256ZM171 253H173V255H171ZM239 253H241V254H239ZM242 253H244V254L242 255ZM52 254H55L54 250L51 252L48 251V252L43 253V255H45L44 258L48 261L51 259ZM254 254H255V256H254ZM256 254H258V255L256 256ZM160 255H164L165 258L162 257V259L158 260V257Z\"/></svg>","mask_w":264,"mask_h":264}]
</instances>
